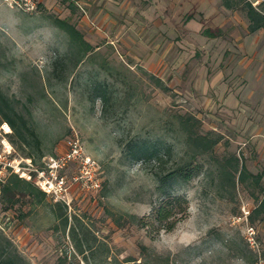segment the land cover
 <instances>
[{
  "label": "rangeland",
  "instance_id": "1",
  "mask_svg": "<svg viewBox=\"0 0 264 264\" xmlns=\"http://www.w3.org/2000/svg\"><path fill=\"white\" fill-rule=\"evenodd\" d=\"M249 1L260 7L263 0ZM55 18L76 25L94 47L82 63L75 65L77 48ZM262 67L264 29L250 33L246 13L224 0H44L34 13L0 0V86L32 119L45 157L78 137L103 180L97 193L75 188L65 231L51 198L41 205L22 198L8 208L1 194L8 175L0 182L4 237L25 264H255L245 228H257L264 249V221L246 220L256 202L240 185L220 194L218 180L205 175L176 184L190 214L156 239L129 220L149 215L157 196L155 162L132 161L128 146L160 139L181 152L176 117L193 114L204 132L223 136L218 156L235 154L262 172L264 86L251 74Z\"/></svg>",
  "mask_w": 264,
  "mask_h": 264
},
{
  "label": "trees",
  "instance_id": "2",
  "mask_svg": "<svg viewBox=\"0 0 264 264\" xmlns=\"http://www.w3.org/2000/svg\"><path fill=\"white\" fill-rule=\"evenodd\" d=\"M224 5L227 9H242L246 13L250 33L264 29V0L260 7H256L249 0H224ZM73 8L74 4L71 5L74 12ZM53 24L65 32L72 45L77 48L75 65L82 63L84 58L93 52L94 47L85 40L82 32L69 20L55 18ZM158 82L163 86L160 80ZM176 119L178 130L184 136V149L181 152H176L174 143L166 144L160 139L156 141L136 139L129 144L128 156L132 161L144 164L155 162V167L151 172L156 181L157 201L151 203L152 211L149 215L142 217L126 215V217L144 229L152 239H156L162 232H173L178 224L186 220L190 214V202L185 195L175 192L176 184L188 183L205 175L211 178L212 182L218 180L215 184L220 194L236 191L238 185L245 188L256 202L255 208L249 215V220L252 223L258 220L264 221V170L257 174L252 173L245 161L235 154L218 156L216 148L223 140V136L215 131L204 132L202 121L197 116L178 115ZM3 122L8 123L13 130L9 136L10 141L24 151L26 159H31L36 165L41 166L45 155L42 141L32 119L19 110L16 102L0 86V125ZM32 148L37 149L40 164ZM205 157L206 160L203 159ZM1 194L8 208L15 207L22 198H29L38 205L47 203L49 198L34 181L23 179L18 174L8 176L1 188ZM51 208L66 231L69 227L68 206L64 203L53 202ZM122 218H124L123 215L116 221L120 222ZM72 236L75 238L74 230ZM77 248L81 254L86 252L81 242ZM141 249L146 253L149 251L146 246H142ZM255 262L256 258L253 260V263ZM0 264H25L22 255L4 237L1 230Z\"/></svg>",
  "mask_w": 264,
  "mask_h": 264
},
{
  "label": "built area",
  "instance_id": "3",
  "mask_svg": "<svg viewBox=\"0 0 264 264\" xmlns=\"http://www.w3.org/2000/svg\"><path fill=\"white\" fill-rule=\"evenodd\" d=\"M9 5L27 13L37 12L39 0H5ZM13 133L11 126L3 122L0 125V182L10 174L34 181L54 202L66 204L71 208L76 187L85 193H97L102 189L100 166L85 150L78 137L67 141L65 152L44 157L41 166L31 159H18L9 140ZM250 211H246L248 220ZM245 239L256 254L255 264H264V249L259 241V231L251 224L245 228Z\"/></svg>",
  "mask_w": 264,
  "mask_h": 264
},
{
  "label": "crops",
  "instance_id": "4",
  "mask_svg": "<svg viewBox=\"0 0 264 264\" xmlns=\"http://www.w3.org/2000/svg\"><path fill=\"white\" fill-rule=\"evenodd\" d=\"M42 1H44V0H39V5L41 4V2ZM251 74H254V79H256V81L258 82L259 81V83H257V85H259V86H264V67H262V68H260L256 73L255 72H253V71H251ZM222 78H224V75H221L218 79H217V81H221V79ZM216 81V83H218ZM256 85V86H257ZM213 87V86H212ZM209 87H207V89H208ZM254 88L253 89H251V91L248 93V95H247V98L249 99V98H252L253 96H254ZM260 97L262 98V103H261V105L262 106H264V91H262L261 92V94H260ZM240 97L238 96V99H239ZM237 99V100H238ZM234 99L232 98V100L230 101V102H232V103H235L234 101H233ZM236 100V101H237ZM264 120V119H263ZM263 124L260 126V130H259V132L260 133H262V132H264V122H262Z\"/></svg>",
  "mask_w": 264,
  "mask_h": 264
}]
</instances>
